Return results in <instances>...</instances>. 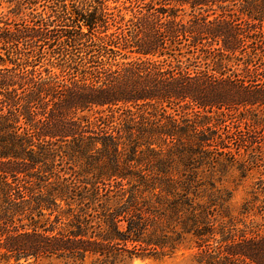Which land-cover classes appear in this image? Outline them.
I'll use <instances>...</instances> for the list:
<instances>
[{
	"label": "trees",
	"instance_id": "obj_1",
	"mask_svg": "<svg viewBox=\"0 0 264 264\" xmlns=\"http://www.w3.org/2000/svg\"><path fill=\"white\" fill-rule=\"evenodd\" d=\"M263 58L264 0H0V258L264 264L198 177L259 143Z\"/></svg>",
	"mask_w": 264,
	"mask_h": 264
},
{
	"label": "rangeland",
	"instance_id": "obj_2",
	"mask_svg": "<svg viewBox=\"0 0 264 264\" xmlns=\"http://www.w3.org/2000/svg\"><path fill=\"white\" fill-rule=\"evenodd\" d=\"M264 60V58H263ZM251 109H248V111ZM261 129L254 128L252 125L249 128L256 135L258 144H253L238 151L234 143H230L233 149V156L237 165H230L226 169L216 167L211 170H205L198 173V177L203 180L210 179L215 181L217 187L221 189V194L226 198L225 205L231 216L235 219L234 227L236 229H251L258 233L264 231V108L254 110ZM246 114V115H245ZM249 115L247 110H238L232 114L233 123L230 120L226 121L227 130L232 129V126L239 125L241 130L246 131L247 125L243 123L240 117ZM250 116V115H249ZM214 121V120H213ZM241 121V122H240ZM225 131V130H224ZM232 131V130H231ZM233 134V133H231ZM230 135V134H229ZM234 137V135H231ZM249 153L254 157L253 161H248ZM231 157V155H228ZM247 160V161H246ZM246 164L247 167H245ZM177 175L176 173H172ZM216 243H211L210 247H214ZM207 247V246H205ZM220 250L216 248L199 249L195 241L188 235L183 243L174 252L166 255H133L126 258L123 264H206L210 261L212 264H218L220 259ZM0 264H63L57 258H43L38 261L29 260L15 262L13 260H5L0 258ZM232 264H247L246 261L234 260Z\"/></svg>",
	"mask_w": 264,
	"mask_h": 264
}]
</instances>
